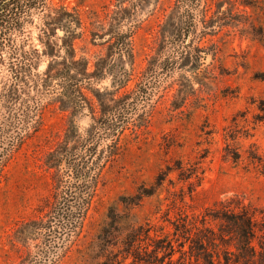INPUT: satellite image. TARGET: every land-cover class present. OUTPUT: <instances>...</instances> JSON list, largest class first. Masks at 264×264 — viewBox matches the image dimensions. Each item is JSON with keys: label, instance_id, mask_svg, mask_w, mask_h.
<instances>
[{"label": "rangeland", "instance_id": "rangeland-1", "mask_svg": "<svg viewBox=\"0 0 264 264\" xmlns=\"http://www.w3.org/2000/svg\"><path fill=\"white\" fill-rule=\"evenodd\" d=\"M124 1L48 0L47 9L25 17L14 42L17 53L12 55L9 47L0 50V140L21 136L0 168V264H98L103 260L99 234L111 208L135 226L151 224L158 235L170 233L173 258L180 264L204 260L191 245L197 229L180 230L175 236L174 224L187 220L201 225L203 215L214 213L221 202L236 211L243 206L255 212L254 243L260 248L264 0H203L195 31L177 42L170 36L176 0H144L136 10ZM122 2L128 6L123 28L131 26L133 31L132 55L122 62L115 55L107 64H114L115 74L121 66L127 70L126 84L113 86L114 73L90 76L91 85L82 90L91 104L72 114L53 96L57 80L49 75L66 57V31L55 30L49 49L43 24L58 8L73 13L80 21L77 28L72 24L79 32L71 42L74 58L86 60L92 73L107 57L105 33ZM186 29L183 23L181 30ZM191 39L195 45L185 48ZM186 50L193 62L182 57ZM23 64L27 73L21 81ZM22 85L26 94H17L13 102L1 95L9 86L16 90ZM98 89L109 108H122L116 116H101L92 92ZM104 118L111 128L100 127ZM68 131L79 142L68 143ZM91 137L99 142L98 179L86 215L72 232L55 226L43 229L57 216L63 199H55L51 154ZM211 222L218 233L220 221ZM216 240L219 246L210 248L218 250L223 264L224 250L235 247L229 237Z\"/></svg>", "mask_w": 264, "mask_h": 264}, {"label": "trees", "instance_id": "trees-1", "mask_svg": "<svg viewBox=\"0 0 264 264\" xmlns=\"http://www.w3.org/2000/svg\"><path fill=\"white\" fill-rule=\"evenodd\" d=\"M125 1L129 4L131 3L134 9V6L140 5L144 0ZM201 1L203 0H176L174 23L170 26V36L173 35L171 37L175 38L176 42L181 38L185 39L187 35L195 31L196 20L199 19L198 6ZM124 2L119 5L121 8L118 12L114 13L112 22L107 29V33H105V35H109L107 57L101 58L97 62L96 68L92 73L87 70L86 60L74 58V49L71 42L79 33L76 32V28L80 24L78 18L65 8H58L55 10L53 17L43 24L45 28L47 27L46 31L44 27L42 28L43 36L50 38L48 42L45 41L49 49H53L50 47L52 42L50 36L55 33V30L63 27L66 31L63 37L66 57L57 62L54 72L49 75L51 79L57 80L55 84L57 85L56 90L52 91L53 96L63 106L71 108L73 110L72 114L79 113L84 109L87 102H91L82 90L83 85H91L90 76H103L108 73H114L113 86L121 87L126 84L127 70L121 66L119 72H117L118 74H115L114 64L109 62L107 64V61L115 55H118L120 62L123 61L125 56L130 58L132 55L130 39L133 31L131 26L123 28L124 19L127 17L125 11L128 8V6H124ZM47 7L48 0H0V50L2 51L9 47L12 55L16 54L18 46L14 42L18 33L23 31L25 17L32 10L43 11ZM63 21L65 22L63 23ZM73 23L77 24L76 28L72 26ZM183 23L187 24V29L184 31L181 30ZM192 45H195L193 39L186 44L185 48L191 49ZM190 53L186 50L182 53V57L190 58L193 62V55ZM11 57L13 58V56ZM52 65L49 68H52ZM26 73L27 70L23 64L21 65L19 76L21 81H24L22 79ZM24 88L25 86L22 85V87L15 90V87L9 86L7 91L1 93V95L6 98L7 102H13V98L17 100V94H26ZM92 92H94L101 105L102 117L116 116L119 109H122L121 107L109 108L104 103L102 91L99 89ZM109 124V121L104 118L100 122V127L109 129L111 128ZM112 131H115V129H112ZM69 132H67L66 136L68 143L70 141L79 142L74 136L71 138ZM20 140L21 136L19 133L14 137L9 136V139L6 140L7 142L0 140V143H7V146H0V168L12 151V146ZM81 140L78 147H67L61 152L56 151L51 154L52 163L50 167L54 169V178L57 186L55 199L59 200L61 196L63 199L59 202L57 216L53 217L55 220L50 219L43 224V229L45 230H50L55 226L60 229L67 228L72 232L81 223L88 211L98 179V166L95 155L99 142H94L95 138L92 137L91 139L82 138ZM258 166L259 171L264 175V163L262 160H258ZM220 204L221 206L216 208L214 213L203 215L200 221L201 225L198 222L189 223L187 220L182 223H175L174 235L176 236L180 230L181 232H190L192 228H196L199 232L196 230L194 232L196 234L190 236L192 237L191 245L197 250L196 253L201 255L204 264L222 263L218 250L215 249L213 251L210 247L212 245L214 246L213 248L219 246L216 242L217 238L225 241L227 237L233 241L232 244H234L235 251H232L230 247L226 251L224 250L223 264H264V235H262L263 239L259 243V249L254 243L258 231L255 212H249L243 206L240 211H236L229 205L223 204V202ZM108 217L110 219L109 222L99 234L101 235L99 239L100 248L103 249V260L98 264H162L165 259H167L166 264H180L178 263L179 260L173 258L175 245L174 238L170 237V233L158 235V230L151 224H147V227L143 225L135 226L130 222L129 217L126 218L120 215L112 208ZM212 220L220 221L218 233L211 227ZM259 230L262 231L261 229ZM180 246H183V242H180ZM215 256L217 257L216 259ZM129 259L131 260L130 262H128Z\"/></svg>", "mask_w": 264, "mask_h": 264}]
</instances>
